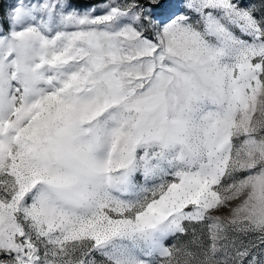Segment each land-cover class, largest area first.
<instances>
[{"label":"snow or ice","instance_id":"6c2138e0","mask_svg":"<svg viewBox=\"0 0 264 264\" xmlns=\"http://www.w3.org/2000/svg\"><path fill=\"white\" fill-rule=\"evenodd\" d=\"M0 264H264V0H0Z\"/></svg>","mask_w":264,"mask_h":264},{"label":"rangeland","instance_id":"374dc122","mask_svg":"<svg viewBox=\"0 0 264 264\" xmlns=\"http://www.w3.org/2000/svg\"><path fill=\"white\" fill-rule=\"evenodd\" d=\"M98 2H99V0H97L95 2H91V3H98ZM6 3H7V0H4V6H6ZM82 6H84V5H82Z\"/></svg>","mask_w":264,"mask_h":264},{"label":"trees","instance_id":"16d2710c","mask_svg":"<svg viewBox=\"0 0 264 264\" xmlns=\"http://www.w3.org/2000/svg\"><path fill=\"white\" fill-rule=\"evenodd\" d=\"M97 0H87V3L95 2Z\"/></svg>","mask_w":264,"mask_h":264}]
</instances>
